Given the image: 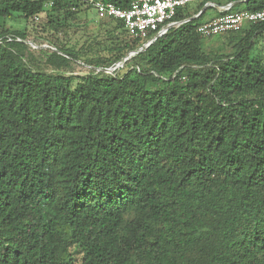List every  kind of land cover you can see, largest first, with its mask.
<instances>
[{
  "label": "trees",
  "instance_id": "1",
  "mask_svg": "<svg viewBox=\"0 0 264 264\" xmlns=\"http://www.w3.org/2000/svg\"><path fill=\"white\" fill-rule=\"evenodd\" d=\"M208 2L264 10L189 4L109 74L147 43L122 21L0 0V264H264V23L204 39ZM20 19L49 38L6 27ZM94 19L105 46L59 41Z\"/></svg>",
  "mask_w": 264,
  "mask_h": 264
},
{
  "label": "built area",
  "instance_id": "2",
  "mask_svg": "<svg viewBox=\"0 0 264 264\" xmlns=\"http://www.w3.org/2000/svg\"><path fill=\"white\" fill-rule=\"evenodd\" d=\"M201 1L204 0H137L128 9L100 0H89V3L98 18L120 20L124 23L131 40H147L150 44L164 36L174 26L181 24L174 21L179 9ZM231 6L222 7L221 10L228 11ZM206 7L217 8V5L208 2ZM259 23H264V10L235 11L204 22L197 31L204 39H209L229 32H240L245 27ZM119 64L113 68L114 71L122 68L125 63L122 66Z\"/></svg>",
  "mask_w": 264,
  "mask_h": 264
},
{
  "label": "rangeland",
  "instance_id": "3",
  "mask_svg": "<svg viewBox=\"0 0 264 264\" xmlns=\"http://www.w3.org/2000/svg\"><path fill=\"white\" fill-rule=\"evenodd\" d=\"M195 6V5H194ZM215 10L209 9L207 15L205 16L204 20L207 19L214 13ZM93 14L90 13L89 18L91 19ZM92 20V19H91ZM44 22L42 24L40 22L35 23H28L26 24L22 19L12 22H7L6 27L10 31L14 30H23L27 28V33L29 35L30 40H37L39 43H44L41 40L45 38H49L46 33H43L41 30L43 28ZM59 41L69 44L70 46H76V48H81L83 45H88L94 43L93 46H97L96 42H101V46H105L108 42L105 41V32L104 27L100 25V23L94 19V22L84 26L83 24L79 26H73L71 31L66 35H60ZM96 39V40H95ZM45 46V45H44ZM223 40L222 39H215V40H206L205 41V50L208 52L213 53L219 48H223ZM40 47V46H39ZM97 48V47H95ZM256 51H262L264 53V39L260 44L257 46ZM230 51H226L225 53H229ZM90 67H75L74 74L77 75H84L87 73ZM125 71H123L124 73Z\"/></svg>",
  "mask_w": 264,
  "mask_h": 264
},
{
  "label": "water",
  "instance_id": "4",
  "mask_svg": "<svg viewBox=\"0 0 264 264\" xmlns=\"http://www.w3.org/2000/svg\"><path fill=\"white\" fill-rule=\"evenodd\" d=\"M207 7L205 6L204 9L201 11V13L206 9ZM200 15V14H199ZM199 15H197L196 17L194 18H197ZM28 44H30L31 46H33L34 48H39L37 45H35L33 42H27ZM152 43L150 44H146L144 45V48L140 49L139 51H134V52H131L125 59L124 61L122 62V64H119V66H122L127 60H129L132 56H135L137 55L138 53L142 52V51H145L148 47H150ZM46 47V46H44ZM98 71L100 72H106V73H109V74H114V70L113 68H109V69H105V68H97Z\"/></svg>",
  "mask_w": 264,
  "mask_h": 264
},
{
  "label": "crops",
  "instance_id": "5",
  "mask_svg": "<svg viewBox=\"0 0 264 264\" xmlns=\"http://www.w3.org/2000/svg\"><path fill=\"white\" fill-rule=\"evenodd\" d=\"M214 4H216V3H214ZM216 5H217V4H216ZM222 7H225V5H223V6H219V5H217V8H214L215 12L212 13V15H211L210 17H208L207 19L203 20V22H207V21H209V20L214 19L216 16H218V12H219V10H221ZM206 15H207V14H206ZM206 15H205V16H206ZM204 18H205V17H204Z\"/></svg>",
  "mask_w": 264,
  "mask_h": 264
}]
</instances>
